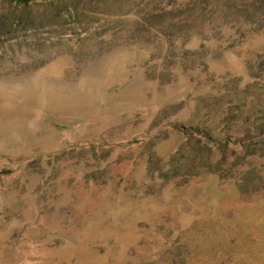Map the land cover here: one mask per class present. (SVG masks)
<instances>
[{"label": "rangeland", "instance_id": "374dc122", "mask_svg": "<svg viewBox=\"0 0 264 264\" xmlns=\"http://www.w3.org/2000/svg\"><path fill=\"white\" fill-rule=\"evenodd\" d=\"M0 264H264V0H0Z\"/></svg>", "mask_w": 264, "mask_h": 264}]
</instances>
